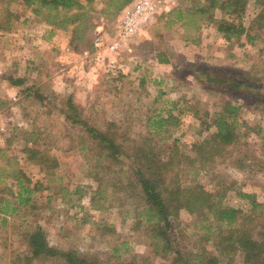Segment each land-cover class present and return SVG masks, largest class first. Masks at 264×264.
I'll return each mask as SVG.
<instances>
[{"label":"rangeland","instance_id":"obj_1","mask_svg":"<svg viewBox=\"0 0 264 264\" xmlns=\"http://www.w3.org/2000/svg\"><path fill=\"white\" fill-rule=\"evenodd\" d=\"M168 1L171 2L169 7L174 1L178 2ZM179 1L184 5L187 0ZM95 6L100 11L103 3L97 0ZM11 8L19 19L15 29L5 31L7 34L4 35L0 33V46L11 44V55L16 58L15 55L19 56L24 47L33 45L39 52V63L44 59L47 68L40 69L36 62L32 70L36 68V77L40 74L48 81H35L34 76L33 81L13 85V79L25 80L27 77L31 80L32 74L25 76V66L17 70V74L8 70L0 78V162L8 165L4 166L0 177V196L10 198L11 190H17L16 181L6 176L15 168L30 178L31 187L37 188L29 206L13 215L0 214V264H11L12 261L28 264L24 257L28 251L24 234L25 230H33L37 224L43 227L52 245L63 250H77L101 264H171V257L167 259L161 253L157 255L151 246L149 226L141 216L146 208L132 178L118 175L114 184L116 193L108 199L104 200L105 194L93 193L98 183L90 177L88 157L89 153L97 151L96 142L82 124H74L66 118L69 113H75L68 106V99L76 106L80 119L90 125L109 130L111 126L115 127L111 125L115 122L126 137L129 151L134 139L151 133L147 126L149 116L161 107L173 109L181 123L170 128V137L159 134L162 137L160 145L166 152L175 143L182 151H189L202 137L200 133L207 135L195 116L196 109L205 111L213 103H222L223 97L237 93L264 95V30L252 27V20L260 10L255 0H249L243 17L244 24L256 38L254 42L247 43L245 35L233 39L232 43L225 38L222 41L214 38L207 46L212 58L207 59L202 56L206 55V45L194 47L181 39H171L172 45H183L186 51V54L181 53L185 59L182 57V66L177 70L160 68L146 43L149 27L161 13L131 40L127 48L116 54L117 67L120 68H111L109 59L115 54L107 49L101 52L103 59L95 54V47L93 51L75 50L76 41L70 30L58 29L61 33L51 38L52 41L45 39L50 28L34 22L32 8L27 7L24 0H14ZM216 15L218 18L223 16L220 10ZM24 18L28 19L26 23ZM117 19H95L93 45L98 29H104L106 40L114 35L119 22ZM33 39L34 44H29ZM85 51L90 52V56L86 57ZM60 55L62 60H56ZM189 58L196 60L195 69L187 65ZM208 65L211 69L242 67L245 71L251 70L253 78L256 74L260 78L259 81L250 78L258 88L222 90L224 95L216 97L215 92L208 91L205 77L198 70ZM33 85L42 88L40 95L30 89ZM40 97L45 98V104H40ZM172 101H177L176 108L171 105ZM250 109L244 106V119L248 126L241 127L236 144L228 146V154L201 171L197 179L211 191L224 195L225 205L242 209L248 216L253 212V205L239 193L255 194L257 202L262 203L256 209V214H262L258 217L259 226L255 231L261 238V234L264 235V138L257 129L259 125L264 130V115L260 110ZM32 136L38 140L33 142ZM83 143L94 151L82 152L79 147ZM28 145L47 149L58 160V167L47 172L41 164L29 159V153L24 150ZM109 164L108 159L105 165ZM183 182H187L185 178ZM201 225L197 215L181 209L170 233L173 246L182 252L205 250L209 254L216 253L215 238L207 240V229ZM31 264L63 263L36 259ZM232 264H246L241 251L234 255Z\"/></svg>","mask_w":264,"mask_h":264},{"label":"trees","instance_id":"obj_2","mask_svg":"<svg viewBox=\"0 0 264 264\" xmlns=\"http://www.w3.org/2000/svg\"><path fill=\"white\" fill-rule=\"evenodd\" d=\"M24 1L27 7L32 8L35 23L46 24L52 30H70L73 33V40L76 41L75 50L93 51L92 31L95 29V19L104 17L113 20L121 17L124 9L135 0H100L103 3L100 11L95 6L97 0ZM13 2L14 0H0L2 31L9 32L16 28L19 16L11 8ZM248 3L249 0H187L185 6L178 5L172 8L150 25V38L146 43L151 47L149 49H152L158 62L171 64L177 70L182 66V57L184 59L185 57L175 51L170 43L171 39L177 38L200 44L204 25L214 24L228 42L235 38L240 39L244 35L247 43L254 42L256 38L243 22ZM255 3L260 10L252 20V27L264 30V0H255ZM218 10L223 14L221 18L216 15ZM27 21L28 19L24 18L23 22ZM195 64L187 62V65L194 69ZM210 67L208 65L198 70L205 77L208 91L215 92L216 97L227 89L258 88L250 81V78H253L250 75L251 70L245 71L242 67L232 69ZM253 79L259 81L260 78L256 74ZM24 82L22 79L12 80L14 85ZM30 89L36 95L42 92V88L36 85ZM224 98L222 103L217 105L213 103L205 111L196 109L195 116L199 118L200 125L204 126L203 131L207 132V135L203 136L200 133L202 137L195 141L187 152L179 149L176 143L167 152L160 145L162 137L161 135L159 137V134L170 137V128H176L181 123L173 109L161 107L149 116L147 126L151 133L134 139L129 151L126 137L116 127L115 122L111 123L115 127L111 126L109 130L90 125L80 119L76 106L68 99V106L75 113H69L66 118L71 119L74 124H82L96 142V152L86 143L79 147L82 152L94 151L89 153L88 157L90 177L98 183L93 193L101 196L105 194L104 200L108 199L116 193L117 186L114 184L118 175L132 178L134 187L138 188V196L146 208L141 216L143 222L149 226L151 246L157 255L161 253L167 259L171 257V264H232L238 251L243 253L246 264H264V235L261 234L259 238L255 234L259 226L258 217L262 214H256V209L261 207L262 203L257 202L255 194L239 193L253 205V212L248 216L242 209L225 205L224 195L218 191H211L197 179L201 171L211 166L210 164L218 158L225 157L228 154L227 147L239 140L241 127L248 126L244 119L246 113L244 106L260 110L264 115L262 94L237 93ZM39 100H42L40 104H45V98L40 97ZM171 105L176 108L178 103L172 101ZM258 127L257 131L264 138L263 127L259 125ZM31 140L36 142L38 137L32 136ZM24 150L29 153V159L41 164L47 172H51L50 170L59 165L58 160L50 155L47 149L28 145ZM108 159L110 164L105 165ZM5 165L7 164L0 162V177ZM6 176L16 181L17 190H11L10 198L0 196V214L13 215L17 210L30 205L37 188L30 186V178L23 174L22 170L15 168L14 172ZM183 178L186 183L183 182ZM181 209L199 217L201 226L207 229V240L215 238L216 253L209 254L205 250L199 253L182 252L180 248L173 246L170 233L173 221L179 217ZM24 235L28 248L24 257L28 264L36 259L54 260L63 264H101L99 261L88 259L77 250H63L52 245L40 224L35 225L33 230H25ZM11 264L18 263L12 261Z\"/></svg>","mask_w":264,"mask_h":264},{"label":"built area","instance_id":"obj_3","mask_svg":"<svg viewBox=\"0 0 264 264\" xmlns=\"http://www.w3.org/2000/svg\"><path fill=\"white\" fill-rule=\"evenodd\" d=\"M166 7L167 2L165 0H135L124 9L122 16L118 20L114 35L110 39L106 40L104 29H98L94 39L95 54L97 53L98 57L103 59L101 52L107 49L115 54L109 59L108 66L120 68V66L117 67L116 54L127 48L131 40L153 22L157 14L166 10ZM84 55L88 57L90 52L85 51Z\"/></svg>","mask_w":264,"mask_h":264},{"label":"crops","instance_id":"obj_4","mask_svg":"<svg viewBox=\"0 0 264 264\" xmlns=\"http://www.w3.org/2000/svg\"><path fill=\"white\" fill-rule=\"evenodd\" d=\"M165 1L167 2V7H166V10H163L161 12V14H165V13L169 12L172 8L180 5V1L178 0V2L174 1L173 5H171V7H169L171 2L168 0H165ZM118 18H120V16ZM117 20H119V19H117ZM47 31H48V33L46 32L47 35L44 36V38L45 39L48 38L49 40L51 38L53 39L56 34L61 33L58 29L52 30L50 28ZM54 31H55V33H54ZM0 33L3 35L5 33L7 34V32L2 31V30H0ZM61 35H63V34H61ZM149 36L150 35H148L147 38H150ZM214 38H220L221 41L224 39L223 36L218 32L217 27L214 24H209V25H204L202 30H201V43L200 44H193L191 42H188V41H185L182 39L181 40L192 44L194 47H195V45L196 46L201 45V47H203V45H206L205 46V52H206L205 54L206 55H202V56L206 57L207 59H211L212 57L211 56L209 57V50L210 49H208L207 46H210V43L212 40H214ZM50 41H52V40H50ZM37 42L38 41H36L35 43H37ZM231 43H232V41H231ZM29 44H34V39H33V42L29 41ZM6 46H9V47H6ZM173 46L175 48V51L179 54L186 52V51H184L185 48L183 45L177 46V44H176V47H175V45L173 44ZM201 49L202 48H199V50H201ZM11 51H12V45L11 44L5 45V46L3 45L2 47L0 46V78L4 77V74L8 70H11L8 72L17 74V70L22 69V67L25 66V70H26L25 76H29L30 74H32V78H31V80L30 79L28 80L27 77H25V80H22V81H33L34 76H35V81H48V79H41V75L38 78L36 77V73H34L36 71V68H34V70H32L33 66L36 64V62H38V64L40 65V69L45 70L47 68V63L44 61V59H43V61H41V63L43 62L42 64L39 63L38 56H40V55H39V52H36V48H34L33 45L30 46V48H27V46H26V48L24 47V51H20L19 56L15 55L16 58L12 57ZM184 54H186V53H184ZM41 55H46V53H44V54L41 53ZM22 59H24V61ZM56 60H62V56L60 55L59 58ZM188 60L192 63L196 62L195 59L189 58ZM157 64L160 66V68H164V69L166 68L165 70L174 68L171 64L159 63L158 61H157Z\"/></svg>","mask_w":264,"mask_h":264}]
</instances>
